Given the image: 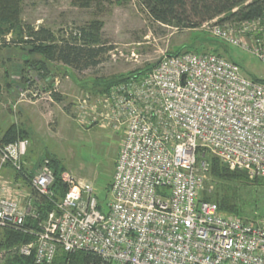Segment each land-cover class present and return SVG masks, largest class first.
<instances>
[{
  "label": "built area",
  "instance_id": "1",
  "mask_svg": "<svg viewBox=\"0 0 264 264\" xmlns=\"http://www.w3.org/2000/svg\"><path fill=\"white\" fill-rule=\"evenodd\" d=\"M202 29L264 64V17L216 19ZM75 109L86 126L123 131L108 212H101L96 188L68 172L61 176L68 191L56 195L53 171L25 162L28 140L2 147V163L38 197L23 183L0 196V229L38 222L21 256L36 264H53L60 251L88 252L102 264H264V218L224 214L202 200L209 155L250 180L264 179V84L225 57L185 52L164 56L144 77L113 85L95 101L86 97ZM38 199L52 205L44 219Z\"/></svg>",
  "mask_w": 264,
  "mask_h": 264
},
{
  "label": "rangeland",
  "instance_id": "2",
  "mask_svg": "<svg viewBox=\"0 0 264 264\" xmlns=\"http://www.w3.org/2000/svg\"><path fill=\"white\" fill-rule=\"evenodd\" d=\"M20 10L23 25L51 31L58 44L99 23L100 46L107 51L97 67L76 69L47 62V72L39 71L40 66H30L31 62L45 59L28 54L31 47L9 35L0 43V141L12 126L26 131L27 162L38 163L45 155L52 156L76 181L96 188L101 212L106 214L111 200L108 185L113 180L123 131L98 122L84 125L75 106L86 97L95 101L100 96L97 84L146 72L164 56L178 52L212 53L219 47L215 43L223 42L202 26L186 29L156 22L138 0H21ZM226 59L237 63L247 78L264 80V64L255 56L228 46ZM0 180L4 182L2 176ZM223 186L209 177L206 193L214 196ZM4 189L0 196L8 194ZM26 190L38 198L30 187ZM38 200L39 205L44 203ZM19 247L1 251L0 264L21 256Z\"/></svg>",
  "mask_w": 264,
  "mask_h": 264
},
{
  "label": "trees",
  "instance_id": "3",
  "mask_svg": "<svg viewBox=\"0 0 264 264\" xmlns=\"http://www.w3.org/2000/svg\"><path fill=\"white\" fill-rule=\"evenodd\" d=\"M148 12L150 17L164 25H175L186 29H196L203 24L219 20L225 22H247L262 19L264 17V0H138ZM21 0H0V43L12 35L14 41L30 46L28 54L39 55L45 61H28L30 66L36 63L40 66L39 71L47 72V62H60L66 67L76 69H87L97 67L106 49L101 45L99 23L91 27L82 28L78 37L71 38L58 44L54 34L47 29L35 31L27 25H23L20 19ZM218 48L211 54L226 58L228 46L224 43H215ZM178 52L174 55H180ZM233 62V61H232ZM235 63V62H234ZM237 64V63H235ZM238 65V64H237ZM239 66V65H238ZM155 67V66H154ZM146 72H136L108 80L97 84L98 95H103L116 84L126 82L130 78L144 77L153 68ZM240 67V66H239ZM241 68V67H240ZM254 82L264 84L263 79L250 78ZM27 132L12 126L3 135L0 141V149L6 145L13 144L17 140H28ZM28 156V154H27ZM27 156L25 162H27ZM210 163V176L222 183L221 190L209 196L206 191L202 200L214 202L224 214L246 217L251 221L264 218V179L250 180L248 175L242 171H231L217 157L208 156ZM36 163V162H35ZM39 167L46 164L54 173L55 183L52 190L59 197H63L68 188L62 183L61 176L66 172L58 160L52 156L45 155L41 161L36 163ZM8 166V165H7ZM17 178L23 177L17 174ZM28 181V180H27ZM111 183L108 185L110 192ZM52 205L44 201L40 207L41 219H44ZM39 230L38 222L28 219L21 231L12 229H0V252L9 250L15 246H22L34 242L35 235ZM33 233V234H32ZM3 264H36L32 257L15 256L7 258ZM53 264H102L101 260L94 254L88 252L65 253L60 251Z\"/></svg>",
  "mask_w": 264,
  "mask_h": 264
},
{
  "label": "crops",
  "instance_id": "4",
  "mask_svg": "<svg viewBox=\"0 0 264 264\" xmlns=\"http://www.w3.org/2000/svg\"><path fill=\"white\" fill-rule=\"evenodd\" d=\"M29 161H31V160H29ZM0 176H2L4 178L3 183L0 180V190L3 189L4 186L6 187V189L8 188V186L10 188H15L16 185L19 183H23L25 189L30 187V184L26 179H24L23 177L17 178L16 173L12 170V168L10 166L4 165L1 162V156H0Z\"/></svg>",
  "mask_w": 264,
  "mask_h": 264
}]
</instances>
